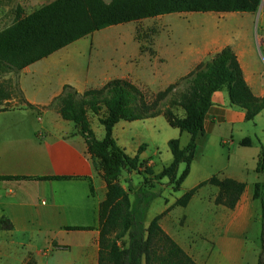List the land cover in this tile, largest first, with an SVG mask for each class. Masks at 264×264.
I'll use <instances>...</instances> for the list:
<instances>
[{
	"label": "crops",
	"instance_id": "1",
	"mask_svg": "<svg viewBox=\"0 0 264 264\" xmlns=\"http://www.w3.org/2000/svg\"><path fill=\"white\" fill-rule=\"evenodd\" d=\"M197 22L206 32L154 36L153 51L144 47L134 26H108L17 73L21 94L0 100V177L27 178L0 179V218L12 223L0 229V264H98L99 206L107 186L74 122L50 106L65 85L84 92L123 78L159 92L230 46L252 92L264 96V0L255 12H218V19ZM93 114L88 113L91 127L103 139L105 128L101 134L96 129L102 115ZM162 116L121 120L113 130L118 145L130 156L139 155L154 173L173 161L170 140L178 138L185 147L191 139ZM161 129L169 135L159 143ZM245 139L251 144L242 145ZM262 150L264 110L247 120L227 89L215 91L186 179L177 190L168 178L155 183L160 204L155 215L146 216V225L163 214L162 228L197 264H258L261 202L254 185L262 180L255 172ZM184 168L180 164L179 174ZM134 173L129 172L131 178ZM212 176L246 183L234 208L215 201L219 188L211 184L200 187L186 206L175 205ZM178 207H184L181 216Z\"/></svg>",
	"mask_w": 264,
	"mask_h": 264
},
{
	"label": "trees",
	"instance_id": "2",
	"mask_svg": "<svg viewBox=\"0 0 264 264\" xmlns=\"http://www.w3.org/2000/svg\"><path fill=\"white\" fill-rule=\"evenodd\" d=\"M2 4L3 0H0V6ZM260 4L261 0H53L27 15L19 8L13 24L0 32V66L19 72L72 42L112 25L170 13L255 12ZM224 88L232 104L246 111L247 120H253L264 110V96L257 97L252 92L230 46L157 92L151 100L147 99V90L129 79L116 78L100 88L84 92L67 84L52 102L50 106L56 107L64 119L74 122L78 133L85 138L94 166L102 171L106 182V198L99 206L98 264H197L162 228L163 214L155 216L146 225L149 203L161 193L142 194L134 203L130 197L131 188H125L119 179L123 171H137L145 174L146 186L155 187L156 182L168 178L177 190L197 157V140L204 134V118L212 94ZM176 108H182L184 114H178ZM102 110L100 122L105 128V136L99 139L91 127L88 113L99 114ZM158 115H164L171 126L188 132L191 139L185 147H181L178 138L170 140L173 161L159 173H154L139 155L130 156L118 145L113 130L121 120ZM241 144L250 145L251 140L245 139ZM182 163L185 168L179 174ZM255 172L262 176V180L254 185V197L261 202L258 264H264V150L258 156ZM10 178L27 177H0ZM205 184L218 187L215 201L230 208L237 205L246 188V183L236 179L212 176L186 192L175 205L186 206ZM11 227L9 218L2 216L0 229Z\"/></svg>",
	"mask_w": 264,
	"mask_h": 264
},
{
	"label": "rangeland",
	"instance_id": "3",
	"mask_svg": "<svg viewBox=\"0 0 264 264\" xmlns=\"http://www.w3.org/2000/svg\"><path fill=\"white\" fill-rule=\"evenodd\" d=\"M53 0H8L4 1L3 4L0 6V32L9 27L13 24V22L17 18L18 9L20 8L24 15H27L34 11L35 9L52 2ZM207 18H216L218 19V12H182V13H170L165 15H160L156 17H150L147 19L139 20L136 22H129L120 24L117 26H121L122 29L128 30L131 27L134 26L136 35L143 40V45L145 48L149 49L150 51H153V39L154 36H174V37H180L185 34L189 35H195L202 34L203 31L202 26L196 25L199 20H205ZM197 20V21H196ZM205 28V27H204ZM110 30V29H106ZM208 31V30H207ZM105 32V31H104ZM127 35H130V32L126 33ZM17 73L15 71L9 70L5 66H0V93L1 98H5L8 96H11L12 94L14 96H19L21 94L18 85H17ZM157 92L147 90L146 95L147 99L151 100V97H153ZM7 106H11L10 104ZM176 112L180 115L184 114V111L182 108H176ZM90 114H93L89 112ZM101 115H103V110L99 114H93L92 117L99 118ZM162 119L164 122H167L165 117L162 116ZM168 124V123H166ZM168 128L175 129L173 127ZM98 133H104V126L102 124H98L96 127ZM102 132H101V131ZM161 136L159 139V143L162 141V139H165L168 137V133L161 129ZM104 135V134H102ZM228 153V148H226V154ZM183 165L181 166V169H183ZM144 178L145 174L136 173L133 174L132 178L129 175V172L123 171L121 177H120V183L125 188H131L130 197L132 202H136L137 198L140 197L142 194L145 193H152V192H160V187H149L144 184ZM175 192V191H173ZM181 192L177 191L176 193H173L174 195H179ZM159 201L153 199L149 203L148 210L145 213V220L146 216L149 215H155L157 213ZM176 213L180 216L184 213V207H178L176 209ZM187 234V232H186Z\"/></svg>",
	"mask_w": 264,
	"mask_h": 264
}]
</instances>
